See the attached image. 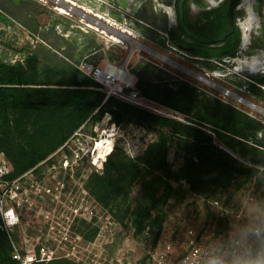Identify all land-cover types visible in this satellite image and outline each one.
<instances>
[{
    "label": "rangeland",
    "instance_id": "obj_1",
    "mask_svg": "<svg viewBox=\"0 0 264 264\" xmlns=\"http://www.w3.org/2000/svg\"><path fill=\"white\" fill-rule=\"evenodd\" d=\"M147 2L151 3V1ZM238 4L236 22L239 28H242V23L249 15L248 8L256 14V21L252 23V26L254 25L253 28L251 27L252 30L248 31V43L249 41L250 43H247L245 48L240 46L232 58L249 57L248 59H250L252 56L258 55L259 51L264 52V0H239ZM145 29L148 28L145 27ZM86 30L91 32L89 30L92 29L86 28ZM71 36L72 34H69L68 37H60L54 33L49 35L53 44L42 46L40 50L39 45L33 47L23 44L15 45V50L25 51L22 53H25L26 56L19 60L23 64H26L29 52L38 53L40 51V55L38 54L40 56V69L45 68L48 64L58 66L59 62L52 58L53 54L56 53L65 57V53L60 49L58 50L56 44L64 45L65 51L75 52L76 49L71 43ZM122 40L123 43L120 45L114 43V40V42L102 40L104 46L111 47L107 50L109 52L107 57L110 61L114 60L117 65L123 62L127 52L129 54L131 48L136 45L129 39L123 38ZM141 42L173 60L179 67L153 54L151 55L141 48L143 53L140 52L141 55L135 57L136 61H134V55L129 58L126 66L127 71L135 72L134 64L137 66L149 64L155 68L166 70L194 85L209 98H216L228 104L227 99L211 87L215 86L214 81L264 107V89L258 86L264 80V74L261 71L247 73L242 70L243 68L256 70L262 65H257L253 69L250 68L252 66L238 67L235 59L234 63L224 62V76L217 78L208 74V78L212 81L203 80L209 84L207 85L194 76L195 72V74L203 75L202 64L188 58V54L179 53L169 47L153 46L144 41ZM121 51H124L122 55ZM16 61L18 59L13 56L8 64H13ZM69 62L81 70L79 68L80 61L69 59ZM132 74L136 78L138 77L137 74ZM43 76L47 78L48 73L45 72ZM249 85H255L260 90V96L253 95L251 91H248ZM235 108L248 114L244 107ZM92 115L90 114L85 118L81 115H75L76 122L79 124L70 125L72 123L71 118H67L61 112L59 116H55L62 127L60 132L51 134L47 131H41L36 135V141L26 148V154L31 156V159L33 158L32 162L34 163L26 169V166L31 164V159L26 163H18V165L11 162L13 166L12 176L16 181L11 191L7 189L0 196V228L8 234L10 241H14V250L20 256L29 257L33 260L67 257L79 264H94L96 261L101 264H119L120 262L144 260L154 251L160 240L177 239L182 236L185 228L204 224L211 213L206 200L214 195L212 192L214 190L216 191L215 195L224 199L232 210L243 208L246 223L264 220V169H257L258 174L254 180H249L244 175H234L232 179L227 181L224 171L217 165L211 164L207 167V176H211L214 180L209 182L207 186L196 184L197 189H194L192 177L189 176L178 182H172L168 199L161 208L164 218L160 231L157 230L158 211L156 209L149 212V217L146 218L144 226L139 229L138 223L135 222L138 218V211H134V208L136 206L135 201L142 192L140 179L134 180L129 187H125L124 196L118 197L108 207L101 205L86 188L89 177L103 171L106 160L103 159L107 157L100 159L99 152L101 149H96L97 142L103 140L102 147L106 145V149L117 150L134 159L141 156L149 144L161 140L166 146V160L174 170L180 168L187 159L193 158L194 150L189 144V140L181 134L171 133L164 129H147L128 121L113 122L112 119H108L106 113L99 119H94ZM175 116L180 121L186 122L182 115L175 114ZM259 122L264 125V122ZM204 131L211 137L213 144L221 148L231 158H236L211 130L206 128ZM74 132L77 133L74 137L80 138L79 142L71 139ZM257 134L264 140V130L258 131ZM65 142H69L72 147L81 146L88 142L91 145L95 144L92 153L85 155L79 161L72 160L70 162L71 168L70 165L62 166L67 157L64 150L58 151ZM44 153L45 156H42ZM164 188L163 185L157 195ZM252 195L253 200L248 201L247 198ZM136 207L137 209L140 208L139 206ZM10 212L14 213V220L8 218ZM144 215L146 216V213ZM83 220L98 229L95 238L91 241L84 240L78 231Z\"/></svg>",
    "mask_w": 264,
    "mask_h": 264
},
{
    "label": "trees",
    "instance_id": "obj_2",
    "mask_svg": "<svg viewBox=\"0 0 264 264\" xmlns=\"http://www.w3.org/2000/svg\"><path fill=\"white\" fill-rule=\"evenodd\" d=\"M226 10L227 4L215 14L218 32L225 26ZM240 36L237 28V35L230 41L225 39L214 44V47L195 42L192 53L208 59L234 56L240 45ZM209 37L201 35V39ZM52 58L59 65L48 64L43 69H40V60L34 53L27 56L26 64L20 61L13 64L0 63V151L4 150L14 165L31 159L26 154V148L36 141L38 133L60 132L62 127L55 116H59L61 112L71 118L70 125L79 124L75 115L85 118L93 114L94 119H99L103 114L109 113L114 122L128 121L147 129H164L181 134L189 140L194 157L187 159L177 170L168 164L166 146L161 140L149 144L144 153L134 159L117 150L106 149L105 145L99 152L100 159L107 156L103 159H106L103 171L93 174L87 181L86 188L91 195L101 205L108 207L118 197L124 196L125 187L140 179L142 192L135 201L136 206L140 207L134 208V211H138L135 222L140 229L149 217V212L156 209L158 231L164 218L161 208L168 199L172 182L189 176L192 177L194 189H197L196 184L207 186L214 180L207 176V167L211 164L224 171L227 181L234 175H244L245 178L257 176V167H264V140L257 134L264 130V125L230 104L209 98L194 85L174 74L147 64L143 73L137 77L136 88L145 98L182 115L186 122L160 116L113 96L105 99V93L99 89V84L74 64L56 53ZM45 72L48 73L47 78L43 76ZM247 90L253 95L261 94L255 85H249ZM206 128L236 158H231L213 144L211 137L204 131ZM32 160L33 158L26 169L34 163ZM163 185L164 190L157 195ZM212 192L216 196V191ZM78 231L84 240L91 241L98 229L83 220ZM14 249V241H10L8 234L0 228V264H17L13 258ZM32 264L79 263L67 257H54L47 261H34Z\"/></svg>",
    "mask_w": 264,
    "mask_h": 264
},
{
    "label": "built area",
    "instance_id": "obj_3",
    "mask_svg": "<svg viewBox=\"0 0 264 264\" xmlns=\"http://www.w3.org/2000/svg\"><path fill=\"white\" fill-rule=\"evenodd\" d=\"M36 1L42 3L58 14L71 18L75 16V18H77L78 24H80L79 26L81 29H92L102 39H105L106 42H114L110 38L111 34H117L121 39H123V34L125 32L132 36V33H129L126 30L127 26L125 25V18L130 19L133 10L139 8L145 0H127L128 5L120 10V15L123 16L124 21L121 24L110 21L109 18H106L108 14L106 10L104 14H101L97 12V10L93 9H88L89 12H87L88 10L85 9V7H79V5H77L72 0ZM93 2L95 3V7L97 9L100 7V5H111V2L109 0H93ZM153 2L155 8L162 6V4L158 0H153ZM89 13L91 14V16L89 15ZM87 23H89L90 25ZM253 27L254 25L252 26V28ZM239 30L241 35L240 40L242 42L243 31L242 28H239ZM114 43L120 45V43H123V40L122 42ZM234 59L236 58H232V56H224L219 61H216L217 67L215 70L211 72H205L203 73V75L199 73L197 74L200 75V77L205 78V80L209 81L212 80L208 78V74H212L217 78L223 77V63H234ZM121 67L123 66L108 61L96 65L81 62L79 66L84 74H86L89 78L99 84V89L105 93V99L113 96L123 102L144 108L156 114L177 118V116H175V113L171 109L159 105L142 96L139 90L136 88L137 78L132 73H129L126 69H124L125 73H122ZM235 69L238 68L235 67ZM242 70L246 71L247 73L261 71L264 74V66L256 70H250L247 68H243ZM234 73L237 72L234 71ZM198 80L203 82L204 84H207L203 80ZM213 84L216 87L211 85L210 86L213 87L222 97L227 99L228 104L234 107H244L249 116L264 122V107L251 102L239 93H236L226 87L220 86L214 81ZM261 84H258V86L264 89V82H262ZM106 116H108L109 120L112 119L109 113H106ZM76 135L77 133L74 132L71 139H74L75 142H79L80 138L74 137ZM94 144L91 145L88 142L87 144H82L81 146L72 147L69 142H65L58 149V151L64 150L67 157L64 160L62 166L67 167L70 165L72 168L70 162L72 160L79 161L84 158L85 155L92 153ZM257 168L260 170L264 169L263 167ZM12 171L13 166L11 161L7 158L3 151H0V196L4 194L7 189L11 191L12 186H14L15 184L16 180H14V177L12 176ZM256 177L257 176L254 175L250 177L249 180H254L256 179ZM247 200L252 201L253 195L249 196ZM206 203L211 213L209 219L204 224L200 226H189L185 228L182 236L177 239L160 240L154 251L151 252L144 260H137L128 263L120 262L119 264H208L209 258L212 255L218 253V246L220 245V243L228 240L229 233L234 229H237L240 226L248 223L245 222V214L243 208L239 210H232L230 207H228L225 200L222 199L219 195L208 198L206 200ZM13 258L16 260L17 264H32L34 261L45 260H33L29 257L24 258L20 256V254H18L16 251L13 254ZM94 264L101 263L96 261Z\"/></svg>",
    "mask_w": 264,
    "mask_h": 264
},
{
    "label": "crops",
    "instance_id": "obj_4",
    "mask_svg": "<svg viewBox=\"0 0 264 264\" xmlns=\"http://www.w3.org/2000/svg\"><path fill=\"white\" fill-rule=\"evenodd\" d=\"M72 1L79 5V7L83 6L87 10H97V12L101 14H104L106 10L108 13L106 18L119 24L124 22L123 16L120 15V10L128 5L127 0H109L111 2L110 6L100 5L97 9L93 0ZM147 1H151V3ZM158 1L168 7L165 9L162 7L155 8L153 0H145L139 8L133 10L130 19L125 18V25L127 29L132 31V36L125 32L123 38L129 39L136 44L135 47L131 48L129 54L127 52L125 59L120 64L123 65L125 69L129 62V58L133 55L134 58L140 56V52L143 53L141 48H150L141 41H144L148 45L169 47L166 41H164V38L168 32V20L172 16L170 14V6L173 0ZM89 15L91 16L90 13ZM79 25L75 16L71 18L58 14L36 0H0V63L8 64V61L11 60L13 56L16 57L18 61L26 56L25 53H22L25 52L24 50L22 52L15 50V45L23 44L33 47L39 45L40 50L42 46L45 47L49 44H53L49 35L56 33L60 37H68L69 34H72L71 43L76 49L75 52L65 51L64 45L60 46L56 44V48L65 53V57L60 56L63 59L68 61L69 59H73L80 62H88L93 65L102 64L106 61L116 64L114 60L110 61L107 57V53H109L107 50L111 47L107 45L104 46L103 39L96 32L93 30H89L91 32H88L86 29L83 30ZM145 27L148 29L146 30ZM150 49L159 53L154 48ZM44 52L46 53V51ZM123 52L124 51H121V55ZM32 53L36 54L40 60V51L38 53L29 52V55ZM149 54L152 55L153 53L149 52ZM194 57L196 58V63L202 64L201 68L203 69V73L215 70L217 67L216 61L220 60L219 58L208 59L198 56ZM134 61H136V58ZM146 65L139 64L137 66V64H134L135 72H128L139 76L145 70Z\"/></svg>",
    "mask_w": 264,
    "mask_h": 264
},
{
    "label": "flooded vegetation",
    "instance_id": "obj_5",
    "mask_svg": "<svg viewBox=\"0 0 264 264\" xmlns=\"http://www.w3.org/2000/svg\"><path fill=\"white\" fill-rule=\"evenodd\" d=\"M178 2L179 0L172 1L170 9V14L172 16L170 19L168 17L169 27L164 41H166V44L174 51L176 50L179 53L188 54V58L196 60L194 57L195 55L192 52L194 43L198 41L185 33L182 28V24H184L197 38H201V35L210 36L207 39L219 37L223 34L225 26L221 32H218V27L214 17L216 12H218L225 4H227L228 0H183L181 11L178 9ZM237 8L233 13L234 29L225 38L227 41H230L233 36H236L237 28L239 29L236 22L237 17H235ZM214 44L216 43L211 44V46L214 47ZM262 66H264V63ZM255 67L256 65H252L250 68L254 69ZM262 82H264V80Z\"/></svg>",
    "mask_w": 264,
    "mask_h": 264
},
{
    "label": "clouds",
    "instance_id": "obj_6",
    "mask_svg": "<svg viewBox=\"0 0 264 264\" xmlns=\"http://www.w3.org/2000/svg\"><path fill=\"white\" fill-rule=\"evenodd\" d=\"M208 264H264V220H254L229 233Z\"/></svg>",
    "mask_w": 264,
    "mask_h": 264
},
{
    "label": "bare ground",
    "instance_id": "obj_7",
    "mask_svg": "<svg viewBox=\"0 0 264 264\" xmlns=\"http://www.w3.org/2000/svg\"><path fill=\"white\" fill-rule=\"evenodd\" d=\"M166 8V7H165ZM248 11H249V15L248 17L246 18V20L244 21V23H242V31H243V36H242V42H241V47L242 48H245L247 43H248V31H250L251 27H252V23L254 21H256V14L252 13L250 11V8H248ZM88 12V11H87ZM89 24V23H87ZM90 25V24H89ZM127 31H129V33H131V30L130 29H126ZM110 38L112 40H114L115 42H121V38L120 36H118L117 34H113L110 36ZM144 49H146L147 51L153 53V55H156L157 57H159L160 59H163L165 60L166 62L172 64V65H176L179 67V65L174 62L173 60L165 57L164 55L160 54V53H157L155 51H153L152 49L148 48V47H144ZM235 62H237V66L238 67H248V66H252V65H262V62H264V52L262 51H259L258 55L256 56H252L250 59L248 58H243V59H235ZM121 72L122 73H125V70L123 67H121ZM192 73V72H190ZM194 76L197 78V79H200V80H205L204 78L200 77V75H197L194 73ZM206 81V80H205ZM103 145V140H101V142H97L96 144V149L99 150L101 149ZM7 213V212H6ZM8 218L10 220H14L15 219V216H14V213L13 212H10L8 214ZM7 218V219H8Z\"/></svg>",
    "mask_w": 264,
    "mask_h": 264
},
{
    "label": "water",
    "instance_id": "obj_8",
    "mask_svg": "<svg viewBox=\"0 0 264 264\" xmlns=\"http://www.w3.org/2000/svg\"><path fill=\"white\" fill-rule=\"evenodd\" d=\"M238 2H239V0H228L227 10H226L225 28H224L223 34L220 35L219 37L212 38V39H201V38H197L195 35H193V33L184 24H182V28L188 36L192 37L193 39H195L199 42L207 43V44L222 42L234 29L233 13H234L235 9L237 8ZM182 3H183V0H179V2H178L179 11H181ZM161 7L163 9H165V7H168V6H165L164 4H162ZM240 45H241V40H240ZM240 45H239V47H240Z\"/></svg>",
    "mask_w": 264,
    "mask_h": 264
}]
</instances>
